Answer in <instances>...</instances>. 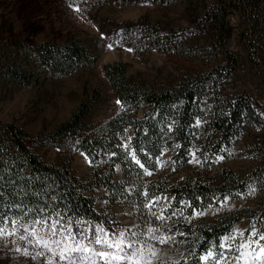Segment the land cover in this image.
Returning a JSON list of instances; mask_svg holds the SVG:
<instances>
[{"label": "trees", "instance_id": "trees-1", "mask_svg": "<svg viewBox=\"0 0 264 264\" xmlns=\"http://www.w3.org/2000/svg\"><path fill=\"white\" fill-rule=\"evenodd\" d=\"M149 1L182 2L189 26L174 28L150 21L145 15L135 20L113 21L110 26H100L108 44L123 46L134 53L151 47L184 57L196 55L202 62L214 65L173 86L156 90L140 77L128 75L122 61H114L103 65V75L121 102L113 116L84 122L92 107L103 99L99 88L85 86L77 107L53 131L42 130L32 136L12 122H0V214L4 216L0 227L45 221L53 224L56 220L69 227L78 220L86 221L91 228L104 227L107 214L98 212L93 196L86 194L101 186L111 200L123 197L142 203L169 196L170 203L164 207L169 212L165 235L181 254L179 260L162 264H204L201 258L208 251L215 254V259L227 251L234 257L238 255L236 248L245 238L238 239L232 249H227L222 239L240 216L226 214L207 223L194 220V211H203L227 198L237 199L241 192L251 189L264 198L263 146L253 147L261 164L245 174L222 166L216 178L205 177L200 169L177 181L166 175H145L158 172L164 151L170 153L168 158L175 169L191 158L195 148L199 150L198 162L203 169L219 156L231 158L232 146L245 126L264 124V109L258 110L257 101L250 95L219 92L220 82L228 78L237 64L228 49L223 50L225 60H220L226 24L234 16L242 14L248 21L247 33L241 32L238 42L251 50L250 62L264 75V0ZM95 58L73 35L39 44L16 39L8 49L0 42V87L22 88L37 83L41 77H63ZM27 140L79 151L88 158L87 173L78 178L71 173L68 161L46 162ZM104 165L106 169L102 168ZM115 168L120 169L122 177L135 176L129 190L123 178H114ZM258 203L259 207L245 208L244 217L250 223L255 222L256 229H264V200ZM206 262L213 264L211 259ZM246 262L254 264V259L248 256Z\"/></svg>", "mask_w": 264, "mask_h": 264}, {"label": "rangeland", "instance_id": "rangeland-1", "mask_svg": "<svg viewBox=\"0 0 264 264\" xmlns=\"http://www.w3.org/2000/svg\"><path fill=\"white\" fill-rule=\"evenodd\" d=\"M215 0H206L212 3ZM79 8L81 11H77ZM145 15L148 20L160 22L174 28H187L190 19L185 13V4L180 1L172 4L158 1L139 0H0V42L8 48L16 39L39 44L47 40L64 39L73 35L96 55L95 60L85 63L83 67L70 72L63 77H41L37 83H31L22 88L0 87V122L14 123L27 130L32 136L42 130L53 131L56 125L66 120L83 98L85 86L99 88L103 99L96 103L84 122L107 119L118 111L116 95H113L108 81L103 75V65L122 61L126 65V73L143 79L156 90L165 89L175 83L185 80L195 73L209 70L214 63H204L196 55L184 57L180 53L147 48L142 53L113 45L103 35L101 25L123 20H135ZM248 21L240 14L230 19L225 28L224 44L221 48L220 60H225L223 50L228 49L236 58V66L227 79L219 84V92L223 94L245 93L258 104V110L264 109V75L257 72L249 60L251 50L238 42L241 32L246 34ZM202 41V37H198ZM262 113V112H261ZM139 110L137 115L140 116ZM66 141H63L65 143ZM28 145L49 163L69 162L71 173L78 178L85 176L89 169V161L82 158L77 161L80 153L75 149H60L58 146L37 144L27 140ZM254 146L264 147V124L257 127L247 124L240 138L233 144V157H218L203 169L198 162L199 150L193 149L191 158L178 168H172L164 151L157 173L148 172L146 177L166 175L171 181H177L188 173L202 171L206 177L215 178L222 166L233 172L245 174L253 167L261 164V158ZM107 165L102 168L106 169ZM114 178H123L126 189L132 186L135 178L121 176L118 168ZM203 169V170H201ZM145 176H138L140 179ZM144 179V178H143ZM91 194L94 208L107 214L108 222L104 227H90L86 221L78 220L73 227L56 226L57 235L52 236V224L33 223L14 228H4L7 235H0V264H67L60 260L59 253L66 247H74L77 242L94 248L97 252L107 251L121 256L128 255L131 259L113 261L112 264H162L166 261H177L181 250L165 235L169 212L164 209L170 203L169 196L162 199L153 198L140 203L123 197L108 199L103 187L95 186L86 193ZM237 199H225L221 203L208 206L203 211H194V220L213 222L226 214L240 216L234 223V228L223 239V245L229 249L235 246L238 239L247 240L248 230L257 225L250 223L246 217L245 208L256 205L260 198L251 190L240 193ZM185 204V202H183ZM203 213V214H199ZM100 228L104 232L99 231ZM123 232L124 236H119ZM83 233L87 239L81 238ZM71 234V235H70ZM102 237L109 240H123L121 252L119 249H109L104 245L89 244L90 240ZM228 239H225V238ZM255 239V237L253 238ZM164 240V243L160 241ZM135 241V247L128 245ZM59 242V243H57ZM47 245V246H45ZM133 253H135L133 255ZM76 264H106L98 256L88 253H71ZM253 258V257H252ZM254 259V258H253ZM218 264H236L234 255L224 252ZM204 264H211L204 262ZM254 264H264V258L254 259Z\"/></svg>", "mask_w": 264, "mask_h": 264}, {"label": "snow or ice", "instance_id": "snow-or-ice-1", "mask_svg": "<svg viewBox=\"0 0 264 264\" xmlns=\"http://www.w3.org/2000/svg\"><path fill=\"white\" fill-rule=\"evenodd\" d=\"M75 2V0H73ZM77 11H81V9L77 8ZM110 48L112 47L111 44L108 45ZM131 50V49H129ZM117 104H120L121 102L119 100L116 101ZM199 124V121H197ZM203 214V213H199ZM59 215V214H57ZM13 224L18 223L17 221H11ZM46 222V221H45ZM4 223V216L3 214H0V224ZM60 221L56 220L55 223L51 225L50 232L52 236L57 235L56 231V224H59ZM99 231L101 233L104 232L103 228H100ZM8 233L5 231L4 228L0 227V235H7ZM71 235V234H70ZM240 235L243 237L244 233L241 232ZM119 236L123 237L124 233H119ZM255 237V239H253ZM82 239H87V237L81 233ZM225 239H228L227 237ZM261 241H264V229H256L255 225L252 226L251 230H248V237L246 241H242L239 246L236 248V252L238 255L235 257L236 264H241V261L246 262V257L252 256L256 261L261 260L264 258V244H261ZM161 243H164V240L160 241ZM59 243V242H57ZM89 244H96V245H104L109 249L116 248L119 249L121 252L124 251L122 244L123 240H109L104 239L102 237H97L93 240L89 241ZM47 246V245H45ZM129 248L135 247V241L133 243L128 245ZM88 253L91 252L92 256H98L100 259L104 260L106 264H112L113 261H118L121 259H131L128 255H118L114 254L112 252L107 251H100L97 252L94 248L90 249L87 245L81 244L77 242L76 246L74 247H66L63 251L59 253L60 260L67 261V264H76V261L72 258L71 253ZM135 253H133L134 255ZM221 258H223V254H221ZM201 259L208 261L212 260L213 264H218V260L215 259V254L212 251H208L207 255L203 256Z\"/></svg>", "mask_w": 264, "mask_h": 264}, {"label": "bare ground", "instance_id": "bare-ground-1", "mask_svg": "<svg viewBox=\"0 0 264 264\" xmlns=\"http://www.w3.org/2000/svg\"><path fill=\"white\" fill-rule=\"evenodd\" d=\"M76 157H77V161L79 160V159H83V160H85L86 162H87V158L85 157V155H83V154H81V153H78L77 155H76Z\"/></svg>", "mask_w": 264, "mask_h": 264}]
</instances>
